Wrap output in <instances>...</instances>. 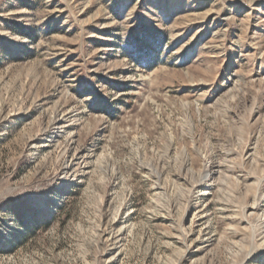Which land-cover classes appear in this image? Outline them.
I'll list each match as a JSON object with an SVG mask.
<instances>
[{"label":"rangeland","instance_id":"374dc122","mask_svg":"<svg viewBox=\"0 0 264 264\" xmlns=\"http://www.w3.org/2000/svg\"><path fill=\"white\" fill-rule=\"evenodd\" d=\"M0 264H264V0H0Z\"/></svg>","mask_w":264,"mask_h":264}]
</instances>
